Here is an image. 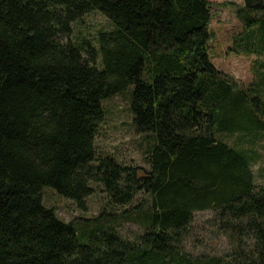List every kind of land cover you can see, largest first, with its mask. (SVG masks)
Masks as SVG:
<instances>
[{
    "label": "trees",
    "instance_id": "obj_1",
    "mask_svg": "<svg viewBox=\"0 0 264 264\" xmlns=\"http://www.w3.org/2000/svg\"><path fill=\"white\" fill-rule=\"evenodd\" d=\"M92 12L110 29L71 38ZM235 16L229 52L264 68V0H242ZM210 19L203 0H0V264H264L251 170L264 76L240 88L213 67ZM129 86L143 167L94 147L102 102ZM93 184L105 196L96 217L64 222L41 205L48 187L82 209ZM206 210L228 248L192 257L182 242ZM119 222L139 234L122 237Z\"/></svg>",
    "mask_w": 264,
    "mask_h": 264
},
{
    "label": "rangeland",
    "instance_id": "obj_2",
    "mask_svg": "<svg viewBox=\"0 0 264 264\" xmlns=\"http://www.w3.org/2000/svg\"><path fill=\"white\" fill-rule=\"evenodd\" d=\"M209 4L211 19L208 25L210 40L208 55L211 64L237 87L247 88L257 82L259 73L264 76V68H259L254 56H242L229 52L232 37L240 31L235 12L242 5V0H203ZM108 21L96 12L83 16L71 26V38L77 41L91 40L100 31L109 30ZM132 87L122 93L112 96L102 102L103 118L98 123L94 147L98 154L110 155L122 165L143 167V152L145 140L137 134L132 126L129 113V96ZM232 144L234 136L222 138ZM253 149L256 155L251 170L253 182L264 187V136L254 141ZM93 192L84 201V207L79 209L48 187L41 189V205L53 208L58 218L64 222H81L99 214L105 202L104 193L96 184ZM125 208L112 210L118 216ZM210 210L195 212L187 228V235L182 242L184 252L192 257L221 256L226 253L228 242L216 231V223L212 220ZM116 231L126 239H133L140 230L136 225L120 223Z\"/></svg>",
    "mask_w": 264,
    "mask_h": 264
}]
</instances>
